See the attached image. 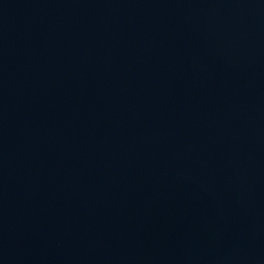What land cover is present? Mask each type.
Returning a JSON list of instances; mask_svg holds the SVG:
<instances>
[{
    "label": "water",
    "instance_id": "95a60500",
    "mask_svg": "<svg viewBox=\"0 0 264 264\" xmlns=\"http://www.w3.org/2000/svg\"><path fill=\"white\" fill-rule=\"evenodd\" d=\"M0 264H264V0H0Z\"/></svg>",
    "mask_w": 264,
    "mask_h": 264
}]
</instances>
